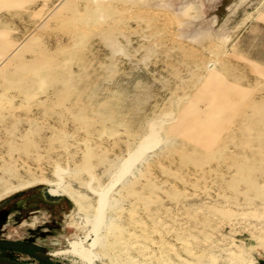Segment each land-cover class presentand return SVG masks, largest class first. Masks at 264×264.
<instances>
[{"label": "rangeland", "instance_id": "rangeland-1", "mask_svg": "<svg viewBox=\"0 0 264 264\" xmlns=\"http://www.w3.org/2000/svg\"><path fill=\"white\" fill-rule=\"evenodd\" d=\"M58 184L96 264H264V0H0L1 258L82 264Z\"/></svg>", "mask_w": 264, "mask_h": 264}, {"label": "bare ground", "instance_id": "bare-ground-1", "mask_svg": "<svg viewBox=\"0 0 264 264\" xmlns=\"http://www.w3.org/2000/svg\"><path fill=\"white\" fill-rule=\"evenodd\" d=\"M22 48L26 49V46L22 45ZM158 140L159 139L156 137V135L152 134L151 137H149L146 140V143L140 148L139 152L135 156L133 157L131 156L130 159L125 164H123V167L119 172L118 180L126 176L130 172L134 164L137 162L139 157L147 149H150L154 147L157 143H159ZM32 182H34V180ZM11 189H12L11 187L7 188L6 191H10ZM86 190L95 197L94 204H91V202H89L86 196L76 194L67 187L59 186V184L55 189L49 190V194L53 197H58L61 196L62 194L68 198V200L73 204L76 210L79 213H82L86 217V221H87L86 223L90 226L91 228L90 232L93 235V239L91 240L89 250L84 247L83 242H72L69 244L68 250L60 251L56 253V255H71L79 259L82 264H96L97 257L93 256L94 254L91 253V250L95 248H100L101 250L103 249L108 250V254L104 253L105 256H108V258H111L113 261H115L117 260L116 259L117 257L112 254H109V249L111 247L113 248V246L112 245L109 246L104 240V239H108L110 235H112L114 238V234L110 233L107 227V216H106V212L109 211L114 206L112 205L113 202L112 199L109 197L110 189H96L88 184L86 186ZM102 230H106V232H104L103 235L104 237L98 235L99 232ZM117 242L119 241L113 243L119 244Z\"/></svg>", "mask_w": 264, "mask_h": 264}, {"label": "flooded vegetation", "instance_id": "flooded-vegetation-1", "mask_svg": "<svg viewBox=\"0 0 264 264\" xmlns=\"http://www.w3.org/2000/svg\"><path fill=\"white\" fill-rule=\"evenodd\" d=\"M50 204L51 205L48 206L49 210H47V211H50L49 212L50 213V216H49L50 217V221H48V223H50V227H52V226H54V224H56V220L59 218V216H57L55 213L54 214L52 213V209H55L57 212H59V214H61L62 211H65L66 210V205L64 203H62L61 200H58V201H56V200L50 201ZM2 245H3V243L0 244V250L3 249L2 248L3 247Z\"/></svg>", "mask_w": 264, "mask_h": 264}, {"label": "water", "instance_id": "water-1", "mask_svg": "<svg viewBox=\"0 0 264 264\" xmlns=\"http://www.w3.org/2000/svg\"><path fill=\"white\" fill-rule=\"evenodd\" d=\"M1 243L2 242L0 241V244ZM0 264H20V263H17V262L11 261V260H7V259L0 258Z\"/></svg>", "mask_w": 264, "mask_h": 264}]
</instances>
